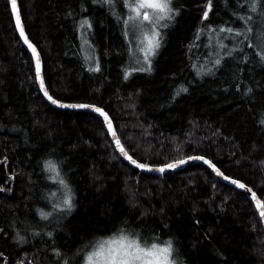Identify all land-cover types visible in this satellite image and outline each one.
Returning <instances> with one entry per match:
<instances>
[{
	"label": "trees",
	"instance_id": "1",
	"mask_svg": "<svg viewBox=\"0 0 264 264\" xmlns=\"http://www.w3.org/2000/svg\"><path fill=\"white\" fill-rule=\"evenodd\" d=\"M179 2L184 9L174 27L161 29L151 71H138L141 66L125 69L130 42L107 7L91 0H18L54 98L102 107L140 163L203 156L264 202V68L246 44L224 55L220 44L233 49L237 41L216 31L244 28L240 17L259 23L257 13L248 0H214L202 21L204 0ZM83 18L91 28L79 27ZM215 53L222 59L213 68ZM97 65L99 71H89ZM206 69L214 74H203ZM246 88L252 93L244 95ZM48 160L72 190L74 207L52 208L41 220L42 198L57 187L55 173L46 174ZM0 187L11 189L0 191V264H85L93 243L118 232L158 243L171 239L183 264H264L263 227L244 194L200 165L167 175L136 172L119 158L96 115L57 110L43 100L8 0H0ZM17 231L26 243L13 240Z\"/></svg>",
	"mask_w": 264,
	"mask_h": 264
},
{
	"label": "snow or ice",
	"instance_id": "2",
	"mask_svg": "<svg viewBox=\"0 0 264 264\" xmlns=\"http://www.w3.org/2000/svg\"><path fill=\"white\" fill-rule=\"evenodd\" d=\"M226 2V0H225ZM239 3V0H237ZM93 5H100L101 7H107L110 12H113L118 20L122 21L125 25L124 35L132 33H140L143 40L146 42L143 46L139 47V51L143 53V60L147 65V68H139L138 71H151L152 59L158 54V50L162 46V40L164 34L161 29L174 27L178 22V17L181 15L184 5L179 0H91ZM10 4L11 14L14 17L15 28L19 32V37L23 40V43L31 50L32 56L35 58V78L39 81V88L43 92V95L47 98L51 104L61 108L70 109H91L93 112L98 113L99 116L103 117L104 123L107 125L108 131L115 142L120 154L125 157L132 165L141 170H155L158 172H165L166 169H175L179 165H183L190 160H202L205 164H208L217 175L222 176L225 180H231L239 189H246L247 192L251 193V199L255 202L256 209H258L259 217L264 220V202L257 198V193L249 188L246 184L240 180L231 179L225 176L219 168L216 167L211 160L205 159L203 156H187L186 159H175L169 163H164L159 167L153 168L147 163H138L137 159H134L132 155H129L125 151L124 146L121 144L120 138L117 136L116 131L113 130L112 121L109 118L108 113L102 108L94 104L85 103H65L59 99H56L49 93L48 88L45 86V80L42 77L41 69V57L37 51V47L30 41L26 35L25 26L22 23V12L18 7V0H8ZM126 9L124 12H116V8ZM214 7V0H204L203 7L201 8V20L208 21L209 14L212 12ZM83 10V3L81 4ZM248 8L252 13H257V19L259 23L253 20V17H240L239 19L245 20V27L232 28L219 26L216 31L219 33H228L232 39L237 41L234 44L233 49H228L227 45L220 44V48L224 49V55L231 57L234 50L243 51L240 48V44H246L247 48L253 50V55L258 57V65L264 68V0H248ZM71 13H69L70 15ZM252 24L253 26H248ZM85 26L91 28L92 25L88 18H83L79 21V27L83 29ZM205 29L211 31L212 25L210 23L205 25ZM204 29L198 30V37ZM224 37H221L223 39ZM242 38V39H238ZM216 59L209 61L212 63L213 68L221 65V57L219 53H215ZM99 65L95 68H89V71H99ZM203 74L211 75L214 74L212 69H206ZM127 73L125 77L127 78ZM197 75H201L197 72ZM239 88L240 86L237 85ZM187 88H183L184 92H187ZM252 93L251 88H246L244 95ZM264 124V118L259 121ZM45 167L56 174L59 177L60 173L57 170V165L51 160L45 161ZM60 185L65 189L63 201L60 204H54V208H64L68 211L74 207L72 190L69 188L66 180L61 178L59 180ZM11 191V189H4L0 187V191ZM41 217L47 219L50 213L40 212ZM0 232H3L0 229ZM38 235V233H33ZM51 236V233H47ZM13 240L18 244L26 243V237L21 235L19 231L13 236ZM176 249L174 248L173 241L167 240L163 243H158L154 240H144L133 233L132 235L121 234L117 238L108 240L105 243H101L94 247L92 251L87 252L85 257V264H183L179 261L175 255ZM2 255V253H0ZM59 255V252H57ZM17 264H23V261H17ZM67 264V262H66Z\"/></svg>",
	"mask_w": 264,
	"mask_h": 264
},
{
	"label": "water",
	"instance_id": "3",
	"mask_svg": "<svg viewBox=\"0 0 264 264\" xmlns=\"http://www.w3.org/2000/svg\"><path fill=\"white\" fill-rule=\"evenodd\" d=\"M19 7V5H18ZM9 8H10V4H9ZM11 10V8H10ZM12 15V14H11ZM12 20H13V23H14V27H15V21H14V17L12 16ZM16 29V28H15ZM16 32H17V35H18V38L20 40V42L22 43L23 47L26 49V51L29 53L30 57H31V60H32V64H33V70H34V75H35V58L32 56V53H31V50L27 47V45H25L23 43V40L19 37V32L18 30L16 29ZM27 35V34H26ZM37 51L39 52V50L37 49ZM40 54V52H39ZM41 57V55H40ZM41 69H42V72H43V63H42V59H41ZM42 77H43V73H42ZM35 82H36V85H37V88H38V91L39 93L41 94V97L43 98V100L49 105L51 106L52 108L54 109H57V110H62V111H84V112H89V113H92L94 115H96L100 120L101 122L104 124V127L106 129V133H107V136L109 138V141L113 147V149L115 150V152L117 153V155L119 156V158L128 166L130 167L131 169L135 170L136 172H139V173H142V174H146V175H167V174H171V173H176L180 170H183L189 166H193V165H201L203 167H205L219 182L233 188L234 190H236L237 192L241 193V194H244L248 200L253 204L254 208H255V211L257 212L258 216H259V213H258V209H256V206H255V202L252 201L251 199V193L247 192L246 189H239L237 188L234 184L231 183V180H225L222 176L220 175H217L216 172L213 171V169L208 165V164H205L202 160H190V161H187L186 160V163L183 164V165H179L177 168L175 169H166L165 172L161 173V172H158V171H155V170H141V169H138L136 168L134 165H132L130 163V161H128L125 157H123L118 148L116 147L115 145V142L111 136V133L108 131L107 129V125L104 123L103 121V117L99 116L98 113H95L93 112L91 109H70V108H61V107H58L56 105H53L51 104L50 101L47 100V98L43 95V92L40 90L39 88V81L36 80L35 78ZM67 103V102H65ZM110 118V117H109ZM111 120V119H110ZM113 124V122H112ZM113 130L115 131V128H114V125H113ZM126 151V150H125ZM206 159V158H205ZM140 163V162H138ZM153 168H156V167H159V166H151ZM258 198V197H257ZM259 199V198H258ZM260 218V217H259ZM260 221H261V224H262V227H263V231H264V220H262L260 218Z\"/></svg>",
	"mask_w": 264,
	"mask_h": 264
},
{
	"label": "rangeland",
	"instance_id": "4",
	"mask_svg": "<svg viewBox=\"0 0 264 264\" xmlns=\"http://www.w3.org/2000/svg\"><path fill=\"white\" fill-rule=\"evenodd\" d=\"M127 38L129 39V42H130L132 58H134V63H137L135 61V58L137 56L141 55V52L139 51V47L140 46H143L146 42L143 40V37L141 36V34L138 33V32H136V33L130 32L129 35H127ZM86 50H88V48ZM135 50H136V52H135ZM84 56H85V54H84ZM93 58L90 57V55L89 56H86V59H88V61L92 60ZM51 172L52 171H50V170L49 171H46V174H50ZM60 179H61V177L60 176L57 177L56 174H55L54 181H57V187L55 188V191L53 193H47V194H45L46 197L43 196V198H42L43 199V204L45 205V208H46L45 210H46L47 213H50V215H51V213L53 211L52 208H54L53 205L58 203V202L55 201L56 197L57 196H59L60 198L62 197L61 203L63 201V196H64L65 189H64V187L62 185H60V183H59V180ZM57 190H60L61 193H60V191H57ZM58 209H60L62 211H64V210L67 211V209H64V208H58ZM50 215H48L49 218H50ZM40 217H41V215H40ZM43 219L44 218H41V220H43ZM121 234L130 235V234H127L125 232H118V233H116V234H114L112 236H109V237L100 239L99 241H97V242H95V243H93L91 245L89 251H92L94 247L98 246L101 243H105V242H107L110 239L117 238ZM75 261H76L75 258L74 257H71V263H74Z\"/></svg>",
	"mask_w": 264,
	"mask_h": 264
},
{
	"label": "bare ground",
	"instance_id": "5",
	"mask_svg": "<svg viewBox=\"0 0 264 264\" xmlns=\"http://www.w3.org/2000/svg\"><path fill=\"white\" fill-rule=\"evenodd\" d=\"M9 5V4H8ZM18 5H19V3H18ZM10 9V8H9ZM10 13H11V10H10ZM11 18H12V15H11ZM12 22H13V20H12ZM22 23H23V21H22ZM13 26H14V23H13ZM15 28V27H14ZM16 30V29H15ZM16 34H17V32H16ZM27 34V33H26ZM17 37H18V35H17ZM19 39V38H18ZM129 40V39H128ZM20 41V40H19ZM80 43H81V46H82V49H83V52L85 53V55L86 56H89L90 55V53L88 52V50H86V43H85V37H84V35L82 34L81 35V38H80ZM22 44V43H21ZM26 50V49H25ZM131 51V50H130ZM135 52H136V50H135ZM29 54V53H28ZM135 61L137 62V63H134V58H132V55H131V52H130V62H132V63H127V65L125 66V69L127 68V69H136V68H139V66H141V67H146L147 65H146V63L144 62V60H143V53H141V55H139V56H137L136 58H135ZM128 66V67H127ZM104 125V124H103ZM104 129H105V127H104ZM105 132H106V129H105ZM106 135H107V133H106ZM108 137V136H107ZM109 139V138H108ZM195 157V156H194ZM205 158V157H204ZM186 159V158H185ZM207 159V158H206ZM208 160V159H207ZM201 166V165H200ZM203 167V166H202ZM205 168V167H204ZM206 169V168H205ZM207 170V169H206ZM179 172V171H178ZM109 237V236H108Z\"/></svg>",
	"mask_w": 264,
	"mask_h": 264
}]
</instances>
